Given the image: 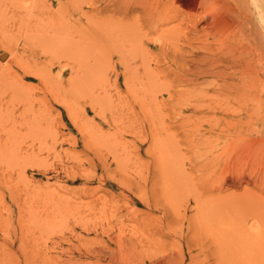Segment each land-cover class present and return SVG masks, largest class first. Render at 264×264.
I'll return each mask as SVG.
<instances>
[{
    "label": "rangeland",
    "instance_id": "obj_1",
    "mask_svg": "<svg viewBox=\"0 0 264 264\" xmlns=\"http://www.w3.org/2000/svg\"><path fill=\"white\" fill-rule=\"evenodd\" d=\"M260 120L264 0H0V264H264Z\"/></svg>",
    "mask_w": 264,
    "mask_h": 264
},
{
    "label": "bare ground",
    "instance_id": "obj_2",
    "mask_svg": "<svg viewBox=\"0 0 264 264\" xmlns=\"http://www.w3.org/2000/svg\"><path fill=\"white\" fill-rule=\"evenodd\" d=\"M147 12V11H146ZM155 17V16H154ZM235 51V50H234ZM238 51V50H237ZM254 52V51H253ZM247 54V53H246ZM237 56V55H236ZM197 57V56H196ZM207 57V56H206ZM238 59V58H237ZM246 61V60H245ZM196 63V62H195ZM209 65V64H208ZM224 66V65H223ZM240 73V72H239ZM229 78V77H228ZM241 80V79H239ZM257 88V87H256ZM191 89H194V88H191ZM259 90V89H258ZM186 91V89H185ZM192 92V91H191ZM189 92V93H191ZM220 92V91H219ZM258 92V91H257ZM195 93V92H194ZM204 93V92H203ZM202 93V94H203ZM259 93V92H258ZM254 94V92H253ZM252 94V96H253ZM191 95H194V94H191ZM199 95V94H198ZM224 95V94H223ZM200 96V95H199ZM196 97V96H195ZM203 97V96H202ZM205 97V96H204ZM208 101V100H207ZM201 103V102H200ZM215 103V102H214ZM218 103V101L216 102ZM199 108V107H198ZM233 111V109H232ZM231 111V112H232ZM186 115V114H185ZM237 119H241L239 117H237ZM226 121V120H225ZM239 121L238 120L237 122H233L231 123V129L232 130H236V131H240L241 128H238V127H241V125H239ZM228 122H230L228 120ZM253 123L252 126H251V130L256 133L258 136H255V138H245V139H242L241 140V144L239 145V151L237 153H243V148L245 147L246 149V152L247 154H250L252 153L253 155H256L254 157H257L258 155L257 154H264V136H261V133L259 134L260 130H264V120H260V121H257V122H251ZM182 125V124H181ZM262 126V128H260ZM245 133H248L247 131ZM193 134V133H192ZM157 137V136H156ZM249 140V141H248ZM236 142V141H235ZM251 143H253V145L257 148H259L258 151H260L261 153H257V149L254 150L255 148H252L253 146H251ZM243 146V147H242ZM252 151V152H250ZM253 151H256V153H253ZM245 154V156L247 155L245 152L243 153ZM236 156V159L239 160V156L240 154L238 155H235ZM242 157V156H241ZM244 157V155H243ZM229 158V157H228ZM247 159V158H246ZM236 160V161H237ZM235 161V162H236ZM227 163V162H226ZM260 163V162H259ZM259 165V164H258ZM264 166V165H262ZM224 172H221L220 175H222L223 177V180H226L225 182L230 185V186H234V187H237L239 185H241L242 182H246L247 184H252L254 187H261V189H264V181H261L257 178H252L251 176L249 175H246L245 173V170L240 167L239 165L236 166L235 164H228L227 166L224 167L223 169ZM216 183V182H215ZM223 186V185H222ZM257 200V199H256ZM262 210H264V208H262ZM257 215H261V216H258L256 217L255 219H253V221L250 223V226H254V230L252 229L251 231V234H249V232H247L248 230L245 229V225H243V223L241 224L243 227H244V232L243 233V238L247 235H249V239L248 242L250 243V245H253L255 248H257L258 250V253H260L259 251H264V247H261V246H264V211H262V214H258ZM239 224V223H238ZM238 226V225H236ZM240 226H238L239 228ZM237 228V227H236ZM246 230V231H245ZM241 231V230H240ZM240 234V233H239ZM246 240V238H244ZM247 241V240H246ZM247 242V243H248ZM248 243V244H249ZM252 243V244H251ZM256 250V249H255ZM165 260V259H164ZM166 262V261H165ZM162 263V262H161Z\"/></svg>",
    "mask_w": 264,
    "mask_h": 264
}]
</instances>
